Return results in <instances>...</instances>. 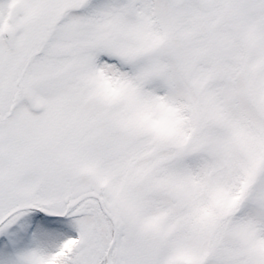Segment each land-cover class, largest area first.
<instances>
[{"label": "snow or ice", "instance_id": "6c2138e0", "mask_svg": "<svg viewBox=\"0 0 264 264\" xmlns=\"http://www.w3.org/2000/svg\"><path fill=\"white\" fill-rule=\"evenodd\" d=\"M0 264H264V0H0Z\"/></svg>", "mask_w": 264, "mask_h": 264}]
</instances>
